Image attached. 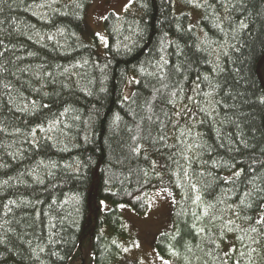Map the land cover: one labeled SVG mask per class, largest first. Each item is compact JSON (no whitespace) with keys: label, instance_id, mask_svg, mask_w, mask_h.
<instances>
[{"label":"trees","instance_id":"obj_1","mask_svg":"<svg viewBox=\"0 0 264 264\" xmlns=\"http://www.w3.org/2000/svg\"><path fill=\"white\" fill-rule=\"evenodd\" d=\"M91 2L0 0V264H68L95 181V264L126 236L101 202L145 213L158 188L163 257L264 264V0H134L103 53Z\"/></svg>","mask_w":264,"mask_h":264},{"label":"rangeland","instance_id":"obj_2","mask_svg":"<svg viewBox=\"0 0 264 264\" xmlns=\"http://www.w3.org/2000/svg\"><path fill=\"white\" fill-rule=\"evenodd\" d=\"M134 0H92L86 11L85 22L87 37L95 35L99 39L97 51L104 52L107 45V33L104 20L110 13L124 14L133 6ZM193 24L198 23L193 15ZM87 41L91 42L86 38ZM135 78L128 76L123 93L130 97L134 90ZM96 181L91 190L92 212L90 219L83 229L77 248L68 264H95V255L91 247V236L96 222L97 205L95 203ZM101 209L107 212L115 207L121 212L126 236L119 240L122 248L121 256L111 264H175L172 259L163 257L158 253L155 241L157 237L172 230L173 211L176 205V195L166 188L153 190L149 196V209L145 213H138L126 204L115 206L109 201L101 202ZM104 231L115 238L110 226L106 225Z\"/></svg>","mask_w":264,"mask_h":264},{"label":"snow or ice","instance_id":"obj_3","mask_svg":"<svg viewBox=\"0 0 264 264\" xmlns=\"http://www.w3.org/2000/svg\"><path fill=\"white\" fill-rule=\"evenodd\" d=\"M253 230H255V229H253ZM242 239V238H241Z\"/></svg>","mask_w":264,"mask_h":264}]
</instances>
